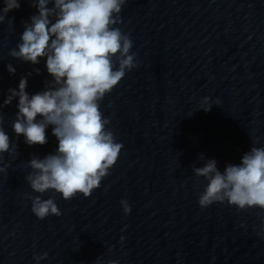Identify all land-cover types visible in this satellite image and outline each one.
<instances>
[{
  "label": "water",
  "instance_id": "1",
  "mask_svg": "<svg viewBox=\"0 0 264 264\" xmlns=\"http://www.w3.org/2000/svg\"><path fill=\"white\" fill-rule=\"evenodd\" d=\"M20 3L8 14L15 30L0 25V103L22 77L30 96L52 80L46 58L32 65L9 56L38 15L30 0ZM120 15L140 66L101 102L124 147L90 198L32 191L28 162L55 154L53 126L45 145L29 146L12 129L18 98L2 109L17 157L4 154L10 167L0 176V264H37L45 253L39 264H264V211L201 209L207 181L193 172L208 159L223 172L264 147V0H128ZM206 97L219 106L198 110ZM28 195L54 198L62 214L40 220Z\"/></svg>",
  "mask_w": 264,
  "mask_h": 264
},
{
  "label": "clouds",
  "instance_id": "2",
  "mask_svg": "<svg viewBox=\"0 0 264 264\" xmlns=\"http://www.w3.org/2000/svg\"><path fill=\"white\" fill-rule=\"evenodd\" d=\"M38 15L25 22L20 40L9 56L25 63L38 65L46 58V68L52 80L45 90L34 95L26 91L27 76L22 77L18 90L10 88L0 103V176H7L10 167L4 164V154L17 157V145L10 143L4 129L2 109L18 98V112L12 123L17 137L23 135L29 146L47 143L46 129L58 140L55 154L44 158L33 156L28 162L32 170L26 177L33 192L49 191L62 194L65 201L78 195L90 198L93 191L110 174L124 145L117 142L109 128L110 118L101 111V102L113 92L128 72L139 68L130 33L117 25L128 0H30ZM51 5V7H50ZM21 7L20 0H4L0 8V25L14 29V18L8 14ZM8 71L16 69L8 64ZM37 75L39 69H34ZM28 75H31L29 73ZM204 98L198 110L211 111L219 106ZM41 119L37 120V117ZM201 158L205 159L201 154ZM198 182L207 181L199 194L201 209L213 204H225L240 211H264V147H252L238 165L227 164L223 172L214 159L203 167H194ZM31 211L40 220L62 213L54 198L28 195ZM126 214L131 207L121 201ZM258 235H264L257 233ZM37 264L47 259V253L34 257ZM109 264H119L111 261Z\"/></svg>",
  "mask_w": 264,
  "mask_h": 264
}]
</instances>
